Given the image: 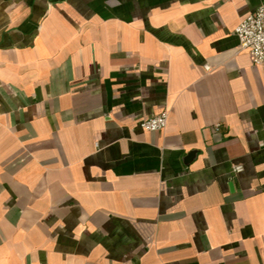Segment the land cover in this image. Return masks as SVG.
I'll return each instance as SVG.
<instances>
[{
	"label": "crops",
	"instance_id": "0c3cea01",
	"mask_svg": "<svg viewBox=\"0 0 264 264\" xmlns=\"http://www.w3.org/2000/svg\"><path fill=\"white\" fill-rule=\"evenodd\" d=\"M261 2L0 0V264H264Z\"/></svg>",
	"mask_w": 264,
	"mask_h": 264
},
{
	"label": "built area",
	"instance_id": "2783aa9c",
	"mask_svg": "<svg viewBox=\"0 0 264 264\" xmlns=\"http://www.w3.org/2000/svg\"><path fill=\"white\" fill-rule=\"evenodd\" d=\"M238 36L241 49L247 51L255 64L264 65V0L255 11L243 17L234 29ZM210 70V65H205ZM169 120L167 109L141 121L140 126L148 131H160L166 128ZM216 133L221 132L222 123L217 122L212 127ZM244 170L241 163L233 165V172L239 173Z\"/></svg>",
	"mask_w": 264,
	"mask_h": 264
}]
</instances>
